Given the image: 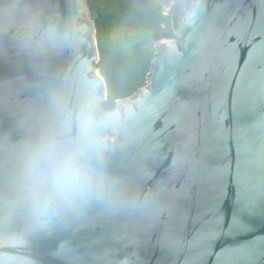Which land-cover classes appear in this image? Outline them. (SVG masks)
<instances>
[{
  "label": "water",
  "instance_id": "obj_1",
  "mask_svg": "<svg viewBox=\"0 0 264 264\" xmlns=\"http://www.w3.org/2000/svg\"><path fill=\"white\" fill-rule=\"evenodd\" d=\"M95 33L87 0H0V264H264V0H191L112 110ZM85 129L94 195L39 226L28 154Z\"/></svg>",
  "mask_w": 264,
  "mask_h": 264
},
{
  "label": "trees",
  "instance_id": "obj_2",
  "mask_svg": "<svg viewBox=\"0 0 264 264\" xmlns=\"http://www.w3.org/2000/svg\"><path fill=\"white\" fill-rule=\"evenodd\" d=\"M190 1H175L165 14L155 0H87L100 55L96 68L107 87L105 109L112 110L116 100L131 97L146 85L155 52L147 49L153 33L163 29L165 39H175L181 10ZM115 30L130 31L132 42L112 41Z\"/></svg>",
  "mask_w": 264,
  "mask_h": 264
},
{
  "label": "clouds",
  "instance_id": "obj_3",
  "mask_svg": "<svg viewBox=\"0 0 264 264\" xmlns=\"http://www.w3.org/2000/svg\"><path fill=\"white\" fill-rule=\"evenodd\" d=\"M84 134L77 139H49L28 154L20 210L39 226L82 208L94 195L100 177L91 165Z\"/></svg>",
  "mask_w": 264,
  "mask_h": 264
},
{
  "label": "rangeland",
  "instance_id": "obj_4",
  "mask_svg": "<svg viewBox=\"0 0 264 264\" xmlns=\"http://www.w3.org/2000/svg\"><path fill=\"white\" fill-rule=\"evenodd\" d=\"M157 3H159L163 7V11L165 14H168L170 11V7L173 5L175 1L179 0H155ZM112 41H120L123 43H131L133 40V35L130 31L127 30H115L112 35H111ZM164 40H169L165 39L164 34H163V29H158L153 33L152 39L149 42L147 49L150 53L153 54L155 45ZM176 40V39H173ZM155 53V52H154Z\"/></svg>",
  "mask_w": 264,
  "mask_h": 264
},
{
  "label": "snow or ice",
  "instance_id": "obj_5",
  "mask_svg": "<svg viewBox=\"0 0 264 264\" xmlns=\"http://www.w3.org/2000/svg\"><path fill=\"white\" fill-rule=\"evenodd\" d=\"M162 51H164V49H162Z\"/></svg>",
  "mask_w": 264,
  "mask_h": 264
}]
</instances>
